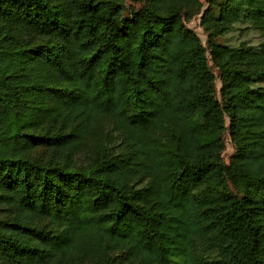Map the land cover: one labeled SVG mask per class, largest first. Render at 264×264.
Returning a JSON list of instances; mask_svg holds the SVG:
<instances>
[{
    "label": "trees",
    "instance_id": "16d2710c",
    "mask_svg": "<svg viewBox=\"0 0 264 264\" xmlns=\"http://www.w3.org/2000/svg\"><path fill=\"white\" fill-rule=\"evenodd\" d=\"M201 6L0 0V264H264V0Z\"/></svg>",
    "mask_w": 264,
    "mask_h": 264
},
{
    "label": "rangeland",
    "instance_id": "374dc122",
    "mask_svg": "<svg viewBox=\"0 0 264 264\" xmlns=\"http://www.w3.org/2000/svg\"><path fill=\"white\" fill-rule=\"evenodd\" d=\"M151 0H125V11L129 12L134 9H138L144 4L148 3ZM173 0H160L163 7H167L170 2ZM202 4L201 8L197 13H194L192 17L185 19V22L188 27L193 29L202 39L203 43L207 46L208 41V31L206 30V25L202 21V14L204 10L209 7V0H199ZM190 9V8H187ZM216 13V10H215ZM242 26L236 27L231 31L226 33H222L216 36V41L223 44L230 45H239L242 42H247L248 44H259L264 41V34L260 33L258 30H253L251 28H246ZM216 71V69H215ZM221 82L217 79V88L218 92H220ZM220 94V93H219ZM228 121V119H227ZM105 133L101 131H97L96 137L91 141V144L99 145V142L102 141L106 137V133L110 130V126L108 124L103 125ZM110 134V133H108ZM216 151L223 157L226 162L230 161L231 155L235 152V146L230 140V136L228 131H225L224 138L221 144L216 147ZM96 151L93 148H84L78 156L74 157L75 163H79L81 165H86L90 161H92L93 157H95ZM117 261V259H116ZM122 261V260H121ZM121 264H133L131 260H127L123 258Z\"/></svg>",
    "mask_w": 264,
    "mask_h": 264
}]
</instances>
